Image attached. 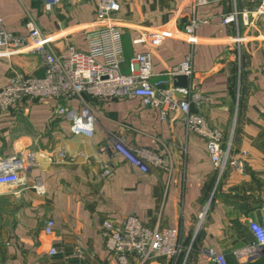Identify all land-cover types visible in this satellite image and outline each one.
Here are the masks:
<instances>
[{
    "label": "crops",
    "instance_id": "0c3cea01",
    "mask_svg": "<svg viewBox=\"0 0 264 264\" xmlns=\"http://www.w3.org/2000/svg\"><path fill=\"white\" fill-rule=\"evenodd\" d=\"M100 1L60 0L48 9L43 0H0V17L16 35L28 34L27 23L34 21L56 35L54 50L63 54L69 44L87 49L86 28L97 22ZM117 1L112 20L123 29L124 70L135 54L148 52L158 77L191 55L188 86L202 96L191 109L223 130L241 166L219 176L205 140L187 129L181 110L164 118L139 98L100 102L95 134L88 139L73 135L69 122L54 115V99L23 100L0 113V157L33 151L36 163H27L20 185L0 186V264H120L107 248L102 226L130 215L153 230L178 231L176 255L145 264H216L209 249L228 264H264V246L255 257L236 254L253 242L250 223L264 224V15L245 12L256 0ZM236 10L242 11L238 20L224 23ZM195 19L201 23L198 42L192 43L184 29ZM159 28L177 36L157 47L141 39ZM44 74L38 53H0V89L15 76ZM119 138L150 150L168 166L142 171L115 152ZM60 146L84 156L61 160L50 153ZM110 163L111 173L105 174ZM38 178L44 193L34 187ZM48 219L55 221L51 235L44 231ZM129 263L141 264L134 256Z\"/></svg>",
    "mask_w": 264,
    "mask_h": 264
},
{
    "label": "built area",
    "instance_id": "2783aa9c",
    "mask_svg": "<svg viewBox=\"0 0 264 264\" xmlns=\"http://www.w3.org/2000/svg\"><path fill=\"white\" fill-rule=\"evenodd\" d=\"M48 9L60 0H43ZM210 0H195L206 4ZM120 8L117 0H101L98 7L97 22L86 28L87 49L81 50L69 44L63 54L54 50L57 37L44 32L34 21L27 23L29 32L16 35L9 32L0 17V53L12 55L18 52L38 53L45 64L42 77L18 75L0 89V113H8L10 109L23 100L41 101L54 99V115L66 119L70 131L75 136L92 139L98 117V104L115 99L139 98L144 106L154 108L167 118L171 112L181 110L187 129L202 137L206 142L207 152L219 176L229 167H240L241 164L232 153V142L226 141L221 128L211 125L200 112L192 111L193 101H200L202 96L190 86L168 85V80H175L179 75L192 77L194 66L189 55L181 63L172 66L164 75L158 76L150 53L135 54L129 61V70L124 66L127 59L124 51L123 29L112 20V15ZM240 10L226 16L223 20L228 24L237 21ZM254 16L264 15V0H256L255 4L245 10ZM201 20L195 19L185 26L184 37L197 43L196 29ZM177 36L168 28L149 30L141 34V39L150 46L157 47L167 38ZM236 41H242L241 35ZM114 150L127 161L148 172L151 166H168L155 153L141 147L128 146L123 139L114 142ZM61 160L78 161L84 153L69 152L60 146L53 152ZM36 163L33 151L14 154L8 158L0 157V186L16 187L23 181L22 171L27 163ZM104 173L110 174L113 163L104 166ZM34 187L40 193L45 186L40 178ZM205 211L200 219L205 218ZM55 221L48 219L44 231L51 235ZM250 230L253 242L246 248L237 250L238 256L255 257L264 246V224L251 222ZM102 234L107 248L113 252L120 264H130L129 257L134 256L138 262L145 264L159 256H175L178 252V231L168 228L162 231L153 230L135 215L123 221L106 220L103 222ZM57 253L52 247L50 254ZM208 254L216 264H228L222 254L209 249Z\"/></svg>",
    "mask_w": 264,
    "mask_h": 264
},
{
    "label": "water",
    "instance_id": "95a60500",
    "mask_svg": "<svg viewBox=\"0 0 264 264\" xmlns=\"http://www.w3.org/2000/svg\"><path fill=\"white\" fill-rule=\"evenodd\" d=\"M175 85L176 86H183L186 87L189 84V78L185 75H179L175 79Z\"/></svg>",
    "mask_w": 264,
    "mask_h": 264
}]
</instances>
